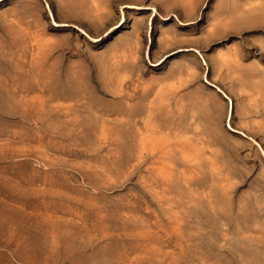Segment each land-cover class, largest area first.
Here are the masks:
<instances>
[{"label": "rangeland", "instance_id": "374dc122", "mask_svg": "<svg viewBox=\"0 0 264 264\" xmlns=\"http://www.w3.org/2000/svg\"><path fill=\"white\" fill-rule=\"evenodd\" d=\"M48 2H0V264H264V158L205 80L224 42L153 64Z\"/></svg>", "mask_w": 264, "mask_h": 264}, {"label": "crops", "instance_id": "0c3cea01", "mask_svg": "<svg viewBox=\"0 0 264 264\" xmlns=\"http://www.w3.org/2000/svg\"><path fill=\"white\" fill-rule=\"evenodd\" d=\"M164 4V0H61L58 7L51 8L48 2L56 26L72 24L58 22L55 12L86 20L94 11L95 22L103 27L99 36L75 24L93 41L103 40L128 23L124 31L112 36L111 45L142 46L140 55L156 61L153 64L160 65L180 52H188L196 60L201 57L207 63L220 53L219 46L211 47L224 42L223 51L232 56L230 61L238 68L230 70L232 80L224 84L212 82L209 76L205 80L215 86L226 110L228 128L223 132L244 139L264 158V40L257 32L262 28L257 13L247 14V0H175L167 7ZM248 30L253 31L249 37ZM162 46L171 48L160 50ZM124 54L134 52L126 50ZM1 248L4 246L0 245V252H4Z\"/></svg>", "mask_w": 264, "mask_h": 264}]
</instances>
